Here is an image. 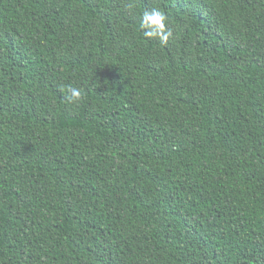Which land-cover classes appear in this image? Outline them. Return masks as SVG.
Here are the masks:
<instances>
[{
	"label": "trees",
	"instance_id": "trees-1",
	"mask_svg": "<svg viewBox=\"0 0 264 264\" xmlns=\"http://www.w3.org/2000/svg\"><path fill=\"white\" fill-rule=\"evenodd\" d=\"M0 264H264V0H0Z\"/></svg>",
	"mask_w": 264,
	"mask_h": 264
},
{
	"label": "clouds",
	"instance_id": "clouds-1",
	"mask_svg": "<svg viewBox=\"0 0 264 264\" xmlns=\"http://www.w3.org/2000/svg\"><path fill=\"white\" fill-rule=\"evenodd\" d=\"M168 17L159 8L144 10L141 19V27L147 38L158 40L162 45H166L173 33L168 30ZM83 90L77 87L68 86L66 88V99L69 103H78L83 99Z\"/></svg>",
	"mask_w": 264,
	"mask_h": 264
}]
</instances>
